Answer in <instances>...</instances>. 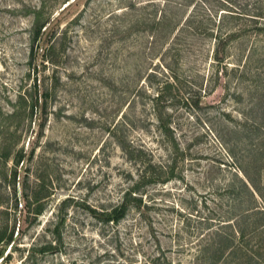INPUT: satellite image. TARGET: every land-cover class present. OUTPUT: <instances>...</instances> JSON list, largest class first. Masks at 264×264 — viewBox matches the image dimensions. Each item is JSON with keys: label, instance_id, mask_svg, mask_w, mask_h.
Masks as SVG:
<instances>
[{"label": "rangeland", "instance_id": "obj_1", "mask_svg": "<svg viewBox=\"0 0 264 264\" xmlns=\"http://www.w3.org/2000/svg\"><path fill=\"white\" fill-rule=\"evenodd\" d=\"M0 238V264H264V0H0Z\"/></svg>", "mask_w": 264, "mask_h": 264}, {"label": "trees", "instance_id": "obj_2", "mask_svg": "<svg viewBox=\"0 0 264 264\" xmlns=\"http://www.w3.org/2000/svg\"><path fill=\"white\" fill-rule=\"evenodd\" d=\"M238 12V11H236ZM250 19H252L253 16H248ZM217 34L216 32V36L214 38V45L216 44V46L219 48V45L220 43H223V41H226L227 39V36L230 37L231 36V33L228 32L226 35L223 34V35H219ZM225 38V39H224ZM214 51L216 52V49H214ZM216 60H219L220 61V57H219V51L216 52ZM142 149L144 150H147L148 147L145 149L144 147H141L139 148V151H142ZM173 174H170L169 178L172 177ZM131 200H134L136 202H140V198L138 196H136V194H134V191L132 190H128L124 197L122 198L121 202H118V203H115L114 205H112L110 208L108 209H101V210H96L94 208L93 213L98 215V218L100 219L101 222H111L112 224H116L118 222H120L121 220H123L128 212V203L131 201ZM38 213V212H37ZM13 236H14V233L11 234V237H10V241L8 242V244L13 240ZM4 239L3 238H0V243L3 241ZM212 258H208V262L211 261ZM218 260L217 257H213V264L216 263Z\"/></svg>", "mask_w": 264, "mask_h": 264}, {"label": "water", "instance_id": "obj_3", "mask_svg": "<svg viewBox=\"0 0 264 264\" xmlns=\"http://www.w3.org/2000/svg\"><path fill=\"white\" fill-rule=\"evenodd\" d=\"M16 234H17V232H16ZM4 258H5V257H4V256H2L0 261H2Z\"/></svg>", "mask_w": 264, "mask_h": 264}]
</instances>
